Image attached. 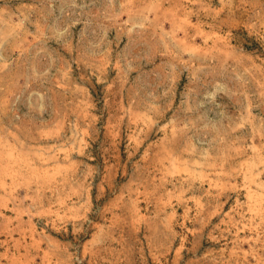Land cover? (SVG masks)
<instances>
[{
	"label": "rangeland",
	"instance_id": "374dc122",
	"mask_svg": "<svg viewBox=\"0 0 264 264\" xmlns=\"http://www.w3.org/2000/svg\"><path fill=\"white\" fill-rule=\"evenodd\" d=\"M0 264H264V0H0Z\"/></svg>",
	"mask_w": 264,
	"mask_h": 264
},
{
	"label": "bare ground",
	"instance_id": "6f19581e",
	"mask_svg": "<svg viewBox=\"0 0 264 264\" xmlns=\"http://www.w3.org/2000/svg\"><path fill=\"white\" fill-rule=\"evenodd\" d=\"M7 160H8V158H7Z\"/></svg>",
	"mask_w": 264,
	"mask_h": 264
}]
</instances>
